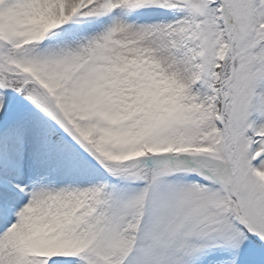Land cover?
Segmentation results:
<instances>
[{"label":"snow or ice","instance_id":"6c2138e0","mask_svg":"<svg viewBox=\"0 0 264 264\" xmlns=\"http://www.w3.org/2000/svg\"><path fill=\"white\" fill-rule=\"evenodd\" d=\"M0 264H264V0H0Z\"/></svg>","mask_w":264,"mask_h":264}]
</instances>
